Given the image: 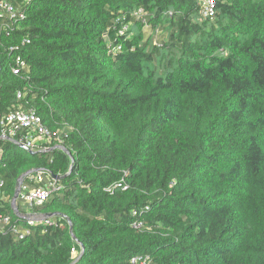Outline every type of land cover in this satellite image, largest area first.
<instances>
[{
    "label": "trees",
    "instance_id": "obj_1",
    "mask_svg": "<svg viewBox=\"0 0 264 264\" xmlns=\"http://www.w3.org/2000/svg\"><path fill=\"white\" fill-rule=\"evenodd\" d=\"M21 4L9 36L0 20V117L34 110L66 133L73 166L62 178L71 159L54 144L0 140V264H264V0H215L212 20L197 0ZM158 30L170 43L154 44ZM16 57L28 73L12 74ZM28 171L62 189L14 211Z\"/></svg>",
    "mask_w": 264,
    "mask_h": 264
},
{
    "label": "built area",
    "instance_id": "obj_2",
    "mask_svg": "<svg viewBox=\"0 0 264 264\" xmlns=\"http://www.w3.org/2000/svg\"><path fill=\"white\" fill-rule=\"evenodd\" d=\"M31 0H0V20L3 22L1 27L6 36H9L18 21L24 19V10L22 7L23 2H30ZM201 9V16L205 19L212 20L215 16V0H197ZM6 14V16L4 15ZM142 14L138 13L134 18L141 19ZM148 29V28H146ZM127 30L124 26L118 32L122 35ZM25 42V41H24ZM28 43V41H26ZM11 51L17 50V48L10 49ZM119 50V47L116 49ZM11 72L15 76L22 75V73H28L29 69L24 61L20 57H16L14 60V66L10 68ZM22 94L17 93L16 99L20 101ZM66 137V133L60 130L50 132L41 122L39 116L36 115L34 110H27L20 105L14 111L0 117V140H12L18 145H22L26 149L32 152H45L49 151V146L54 144V147L62 146L63 139ZM53 147V148H54ZM26 183L20 187V193L17 201L20 205L32 209L34 207H40L49 200L51 195L56 191H60L62 186L59 180H56L49 173L44 171H37L34 174L28 175ZM45 180V183L43 182ZM115 189L126 190L127 187L123 182L117 183L112 187L105 189L106 192L112 194ZM2 200L0 195V201ZM147 210V208H145ZM141 213V212H140ZM140 213L133 210L131 215L138 217ZM28 225L32 226L39 222H43L48 225L51 224L47 219L29 213L26 215ZM9 219L7 217H0L1 228L8 225ZM135 230H141L143 223L136 221L131 226ZM14 234H19V238L23 235H27L28 231H19L14 228ZM130 264H149L148 257L135 256L131 258Z\"/></svg>",
    "mask_w": 264,
    "mask_h": 264
},
{
    "label": "water",
    "instance_id": "obj_3",
    "mask_svg": "<svg viewBox=\"0 0 264 264\" xmlns=\"http://www.w3.org/2000/svg\"><path fill=\"white\" fill-rule=\"evenodd\" d=\"M16 146L19 147L20 149L24 150V151L27 152L28 154H33V153H34V152H32V151L26 149V148L23 147L22 145H16ZM54 148L60 149L61 151H63L64 153H66L67 156L70 157V159H71V165H70V167H69V172H68L66 175H64V176L62 177V178H65L66 176H68V175L70 174V172H71V170H72L73 160H72L70 154L68 153V151H67L64 147H62V146H57V147H54ZM54 148H53V149H54ZM53 149H51V150H53ZM36 172H37V171H28V172L22 174V175L17 179V181H16V183H15V187H14L13 197H12V199H11V207H12V209H13L14 211H16V206H15V205H16V202H17V199H18L19 193H20V187H21V185H22L23 179L26 178L28 175L34 174V173H36ZM54 178H55L56 180L61 179V177H58V176H54ZM53 216H54V214L46 215V218H51V217H53ZM61 217H63V218L67 221V223H68V225H69V232L71 233V231H72V226H71V224H70L69 219H68L66 216H64V215H61ZM80 248H81V252H80L79 258H80V257L82 256V254H83V247L80 246Z\"/></svg>",
    "mask_w": 264,
    "mask_h": 264
},
{
    "label": "rangeland",
    "instance_id": "obj_4",
    "mask_svg": "<svg viewBox=\"0 0 264 264\" xmlns=\"http://www.w3.org/2000/svg\"><path fill=\"white\" fill-rule=\"evenodd\" d=\"M5 16H6V14H4ZM144 32V34H145V38H147V36H149L150 35V31H149V29H146V30H144L143 31ZM154 34V33H153ZM169 33H166V32H164V31H162V30H158V31H156V33L153 35V38H152V40H154V44H156V45H162L163 43H170V41H171V37H169ZM152 68H153V71H154V73H155V75L157 76V77H161L162 76V73L164 72V68L162 67V66H157V64L156 65H152L151 66ZM162 71H161V70ZM44 183H45V180L43 181ZM0 228H1V224H0Z\"/></svg>",
    "mask_w": 264,
    "mask_h": 264
}]
</instances>
